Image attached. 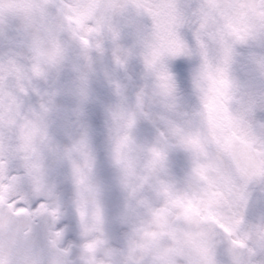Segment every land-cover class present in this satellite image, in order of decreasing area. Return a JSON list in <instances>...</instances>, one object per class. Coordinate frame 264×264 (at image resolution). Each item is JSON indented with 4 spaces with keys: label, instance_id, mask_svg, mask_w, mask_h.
<instances>
[{
    "label": "snow or ice",
    "instance_id": "1",
    "mask_svg": "<svg viewBox=\"0 0 264 264\" xmlns=\"http://www.w3.org/2000/svg\"><path fill=\"white\" fill-rule=\"evenodd\" d=\"M0 264H264V0H0Z\"/></svg>",
    "mask_w": 264,
    "mask_h": 264
}]
</instances>
